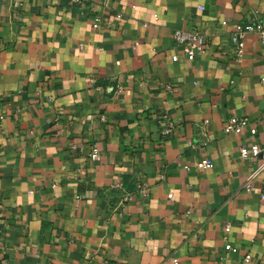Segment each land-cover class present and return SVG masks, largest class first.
Returning a JSON list of instances; mask_svg holds the SVG:
<instances>
[{
  "label": "crops",
  "instance_id": "1",
  "mask_svg": "<svg viewBox=\"0 0 264 264\" xmlns=\"http://www.w3.org/2000/svg\"><path fill=\"white\" fill-rule=\"evenodd\" d=\"M257 18L264 0H0V264H264L261 156L240 151L264 145V44L230 45Z\"/></svg>",
  "mask_w": 264,
  "mask_h": 264
},
{
  "label": "built area",
  "instance_id": "2",
  "mask_svg": "<svg viewBox=\"0 0 264 264\" xmlns=\"http://www.w3.org/2000/svg\"><path fill=\"white\" fill-rule=\"evenodd\" d=\"M72 2L81 3L86 0H70ZM118 17L121 15L118 14ZM99 19H96V22L94 23V26L97 27L99 25L98 22ZM223 24H227L228 22L223 20ZM257 33L259 35L260 41L264 44V25L261 20L252 19L249 21H240L233 24V28L231 31L230 36V45L232 48V52L234 53L237 60L241 61L244 53H245V46H246V36L248 33ZM173 37L176 40V42L182 44L184 46V50L187 54L188 59L193 60L197 56L203 55L206 53L207 50V35L205 32L198 28H179L174 30ZM136 45V43H135ZM173 59L177 60L178 56L173 55ZM264 79V78H263ZM225 131L227 133H239L243 134L247 131H249L252 135H255L257 133V128L255 126H252L250 124V121L247 117L244 116H238V115H230L225 120ZM166 130V132H168ZM241 155L243 157H258L261 156V161L258 164L254 170L250 172V174L247 177V180L245 182V186L248 190H251L253 186L254 180L262 173H264V145L258 143L257 141L252 142L250 145H247L246 143H243L240 147ZM94 158H99V152L97 148L94 150L93 153ZM199 167L208 168L211 166L210 160H202L198 162ZM172 193L170 194V197H172ZM264 197V196H263ZM227 228L230 227L228 224L226 226ZM227 249H234V247L231 246V244L226 245ZM250 255H247L246 259H248Z\"/></svg>",
  "mask_w": 264,
  "mask_h": 264
}]
</instances>
